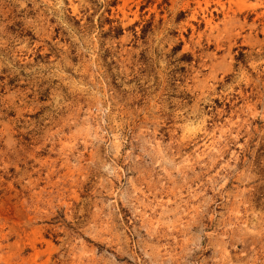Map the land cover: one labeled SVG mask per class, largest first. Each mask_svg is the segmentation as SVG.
Instances as JSON below:
<instances>
[{
    "label": "rangeland",
    "instance_id": "obj_1",
    "mask_svg": "<svg viewBox=\"0 0 264 264\" xmlns=\"http://www.w3.org/2000/svg\"><path fill=\"white\" fill-rule=\"evenodd\" d=\"M0 264H264V0H0Z\"/></svg>",
    "mask_w": 264,
    "mask_h": 264
}]
</instances>
